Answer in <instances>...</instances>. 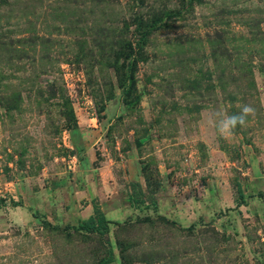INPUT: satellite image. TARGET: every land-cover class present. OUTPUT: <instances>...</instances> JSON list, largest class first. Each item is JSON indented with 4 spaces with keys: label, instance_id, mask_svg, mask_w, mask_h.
I'll return each mask as SVG.
<instances>
[{
    "label": "rangeland",
    "instance_id": "374dc122",
    "mask_svg": "<svg viewBox=\"0 0 264 264\" xmlns=\"http://www.w3.org/2000/svg\"><path fill=\"white\" fill-rule=\"evenodd\" d=\"M140 1L0 0V264H264V0ZM142 15L128 106L109 61ZM94 202L114 223L76 232Z\"/></svg>",
    "mask_w": 264,
    "mask_h": 264
},
{
    "label": "trees",
    "instance_id": "16d2710c",
    "mask_svg": "<svg viewBox=\"0 0 264 264\" xmlns=\"http://www.w3.org/2000/svg\"><path fill=\"white\" fill-rule=\"evenodd\" d=\"M138 1V0H137ZM142 4V1H140ZM136 30L140 32L139 38L134 43L130 38L123 37L124 39L120 43V50L116 52V55L109 61L110 66L117 73L119 78V85L124 93V101L130 106L132 101H138L139 97L133 95V90L136 88L135 69L137 66L136 55L145 45L148 36L154 31L160 28L159 20L157 18L147 19L144 15L135 19ZM128 27V26H127ZM129 28V27H128ZM51 94L56 96L55 86L51 89ZM63 103L61 104L63 111L62 118L67 123L68 127H71L77 122L75 112L73 110L70 100L65 97L64 89H60ZM138 183H134L136 185ZM135 201L138 203H145L146 200L136 197ZM134 203V202H133ZM151 203V204H150ZM157 199L151 197L149 204L157 207ZM114 223L108 218L107 214L102 209L101 205L94 202V213L88 218L82 219L78 225L73 226L74 230L78 233H89L103 235L110 229V224ZM114 252L110 251L108 257L103 258L97 264H110L114 261Z\"/></svg>",
    "mask_w": 264,
    "mask_h": 264
},
{
    "label": "clouds",
    "instance_id": "9594fccd",
    "mask_svg": "<svg viewBox=\"0 0 264 264\" xmlns=\"http://www.w3.org/2000/svg\"><path fill=\"white\" fill-rule=\"evenodd\" d=\"M255 115V109L249 104L240 106L239 111L231 113L225 109L213 110L209 113L207 124L222 137H230L235 134L238 127H245L249 117Z\"/></svg>",
    "mask_w": 264,
    "mask_h": 264
},
{
    "label": "crops",
    "instance_id": "0c3cea01",
    "mask_svg": "<svg viewBox=\"0 0 264 264\" xmlns=\"http://www.w3.org/2000/svg\"><path fill=\"white\" fill-rule=\"evenodd\" d=\"M132 211V210H131ZM132 212H134V210L132 211ZM121 213H124V210L122 209V211H121ZM111 220H114V219H112V218H110Z\"/></svg>",
    "mask_w": 264,
    "mask_h": 264
}]
</instances>
